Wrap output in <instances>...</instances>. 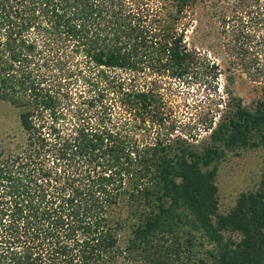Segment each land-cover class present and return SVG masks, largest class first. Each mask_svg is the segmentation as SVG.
I'll list each match as a JSON object with an SVG mask.
<instances>
[{"label":"trees","instance_id":"trees-1","mask_svg":"<svg viewBox=\"0 0 264 264\" xmlns=\"http://www.w3.org/2000/svg\"><path fill=\"white\" fill-rule=\"evenodd\" d=\"M196 2L0 0V102L23 133L0 138V264H264V175L224 214L215 184L228 151L264 145V99L233 98L201 139L168 125Z\"/></svg>","mask_w":264,"mask_h":264},{"label":"rangeland","instance_id":"rangeland-1","mask_svg":"<svg viewBox=\"0 0 264 264\" xmlns=\"http://www.w3.org/2000/svg\"><path fill=\"white\" fill-rule=\"evenodd\" d=\"M188 18L185 40L196 56L194 70L183 80H164L161 92L171 111L169 127L201 139L233 98L250 108L264 99L262 79L253 74L264 60V0H197ZM17 116L14 108L0 102V138L12 145L23 140ZM263 175L264 145L228 151L215 179L218 212L229 211L238 195L254 190ZM192 235L196 255L211 249L200 233Z\"/></svg>","mask_w":264,"mask_h":264}]
</instances>
